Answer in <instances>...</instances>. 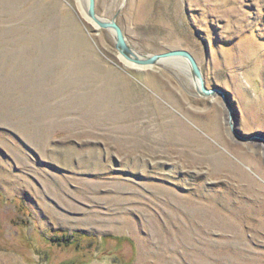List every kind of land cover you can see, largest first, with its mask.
I'll return each instance as SVG.
<instances>
[{"label": "rangeland", "instance_id": "obj_1", "mask_svg": "<svg viewBox=\"0 0 264 264\" xmlns=\"http://www.w3.org/2000/svg\"><path fill=\"white\" fill-rule=\"evenodd\" d=\"M88 5L0 0V264H264V0H96L210 96Z\"/></svg>", "mask_w": 264, "mask_h": 264}, {"label": "water", "instance_id": "obj_2", "mask_svg": "<svg viewBox=\"0 0 264 264\" xmlns=\"http://www.w3.org/2000/svg\"><path fill=\"white\" fill-rule=\"evenodd\" d=\"M96 0H89L88 17L100 29L110 30L113 32L116 42V49L121 56L129 63L136 66L153 67L163 61L170 59H183L188 63L190 75L196 85L197 91L204 96H210L215 93V90L208 89L205 86L204 78L200 67L194 56L186 50H171L162 54L140 55L137 54L132 47L127 43L126 37L121 26L117 23V15L111 20H104L96 14Z\"/></svg>", "mask_w": 264, "mask_h": 264}, {"label": "bare ground", "instance_id": "obj_3", "mask_svg": "<svg viewBox=\"0 0 264 264\" xmlns=\"http://www.w3.org/2000/svg\"><path fill=\"white\" fill-rule=\"evenodd\" d=\"M179 61H180V59H178ZM181 60H183V59H181ZM125 61V60H124ZM184 61V60H183ZM127 64H129V65H132V66H135V67H139V68H145V67H143V66H136V65H134V64H132V63H129V62H127V61H125ZM165 62V61H164ZM184 63L188 66V63L186 62V61H184ZM188 69H189V67H188ZM187 69V70H188ZM190 74V73H189Z\"/></svg>", "mask_w": 264, "mask_h": 264}]
</instances>
